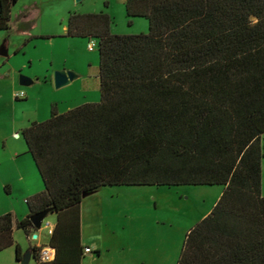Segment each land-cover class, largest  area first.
Returning a JSON list of instances; mask_svg holds the SVG:
<instances>
[{"label":"trees","instance_id":"1","mask_svg":"<svg viewBox=\"0 0 264 264\" xmlns=\"http://www.w3.org/2000/svg\"><path fill=\"white\" fill-rule=\"evenodd\" d=\"M19 0H0L9 30ZM130 25L112 32L106 11L72 13L67 35L96 40L101 99L60 113L53 107L23 136L44 183L30 213L0 215V252L31 215L58 213L38 264H82L81 204L104 186L224 187L212 211L186 235L177 264H264V0H127ZM35 233V232H34Z\"/></svg>","mask_w":264,"mask_h":264},{"label":"rangeland","instance_id":"2","mask_svg":"<svg viewBox=\"0 0 264 264\" xmlns=\"http://www.w3.org/2000/svg\"><path fill=\"white\" fill-rule=\"evenodd\" d=\"M126 1L19 0L13 8L11 29L0 30V49L17 50L10 58L0 55V65L5 63L0 69V215L12 212L15 219L27 215V199L43 191L23 130L35 121L47 120L53 107L63 113L101 99L98 46L91 50L93 40L67 35L69 14L106 11L114 19L113 33H147V18H135L130 25ZM27 8L37 23L35 28L18 19ZM12 68L16 86L13 74H8ZM65 70L77 77L57 88L55 72ZM21 75L32 83L21 85ZM21 90L27 97L16 100L15 91ZM223 189L221 185H147L104 186L93 191L82 201L83 240L93 248L82 264H177L187 233L212 211ZM52 216L36 232L41 239L48 237ZM14 229L25 254L38 241L29 239L24 229L16 225ZM0 264H21L16 246L0 252ZM30 264L37 262L32 259Z\"/></svg>","mask_w":264,"mask_h":264},{"label":"water","instance_id":"3","mask_svg":"<svg viewBox=\"0 0 264 264\" xmlns=\"http://www.w3.org/2000/svg\"><path fill=\"white\" fill-rule=\"evenodd\" d=\"M77 2H81L83 0H76ZM0 55L8 57L9 55V49L6 46L1 47L0 49ZM77 77L76 73L73 71H56L55 72V85L57 88H61L67 84H69L72 80H74ZM32 83V79L21 75L20 76V84L21 85H29ZM92 192H85L83 194V197L88 196ZM54 210L53 208H47L41 212L35 213L31 215V220H32V231L35 232L34 237H37L38 234L36 233L39 231L44 223V220L49 216V214L53 213ZM28 234V233H27ZM29 235V234H28ZM32 258H35L33 249L30 247L27 252L23 255V258L20 260L21 264H30V261Z\"/></svg>","mask_w":264,"mask_h":264},{"label":"crops","instance_id":"4","mask_svg":"<svg viewBox=\"0 0 264 264\" xmlns=\"http://www.w3.org/2000/svg\"><path fill=\"white\" fill-rule=\"evenodd\" d=\"M19 2V1H18ZM17 2V3H18ZM16 3V4H17ZM15 4V5H16ZM15 5L13 6V8L15 7ZM13 8H12V20H11V27H12V23L14 22L13 20H14V15H13ZM29 8V7H28ZM28 8L24 11V13L22 14V16L21 15H19L18 16V19H19V21L21 20V22L23 21V22H27L29 25H30V22H31V24H33L32 25V28H35L36 26H37V23L35 24L34 22H32L33 20H34V18H32V16L29 14V12H26L27 10H28ZM40 13H41V11H40ZM72 13H70L69 14V17H70V15H71ZM35 15L36 16H38L37 15V13H35ZM69 17H68V19H67V23H66V25H65V32H67L68 31V20H69ZM11 27H10V29H11ZM28 28V27H27ZM9 29V30H10ZM9 30H5V31H9ZM64 32V31H63ZM27 34H28V32H27ZM30 34V33H29ZM69 37H72V36H69ZM77 38H83V37H77ZM84 39H87V38H84ZM89 39V38H88ZM90 44V43H89ZM9 49V48H8ZM17 54V50L15 49V48H12V49H9V55H8V58H10L12 55L13 56H15ZM5 64V63H4ZM4 64H2V65H0V69H1V67L2 66H4ZM1 73V72H0ZM13 74V85L14 86H16V80H17V78L15 77V75H16V72L13 70V68L11 69V70H9V75L10 74ZM0 75H3V74H0ZM7 75V74H6ZM8 76V75H7ZM98 77H99V75H98ZM16 92L17 91H15V94H16ZM14 94V95H15ZM15 98H16V96H15ZM16 100H19V98H16ZM85 103H87V102H85ZM84 104V103H83ZM28 147V146H27ZM28 153H30L29 151H28ZM31 154V153H30ZM32 155V154H31ZM33 157V156H32ZM35 162V161H34ZM35 165H36V163H35ZM37 167V166H36ZM38 169V168H37ZM39 171V170H38ZM40 173V172H39ZM263 176H264V161H263ZM43 189H44V183H43ZM262 192H263V195H264V182H263V187H262ZM29 209V208H28ZM30 213V210H28V213H27V215ZM27 215H24V216H21L20 218H23V217H25V216H27ZM49 215H53L52 216V222L53 223H50V222H48L47 223V233H48V237L47 238H44V239H41V237H40V235L38 234V236L37 237H34V235L33 236H30V234L28 235V238L29 239H33V240H37L38 242L37 243H35V244H32V245H30V247H33L34 245H37V246H45V248H47V249H54V248H52V247H50L49 246V243H50V239H51V235L52 234H50V232H49V229H51V228H53L54 229V227H55V225H56V223H57V221H58V213H56V212H53V213H51V214H49ZM207 215V214H206ZM20 218H17V219H20ZM46 220V219H45ZM45 220H44V223H45ZM51 221V220H50ZM44 223H43V225H44ZM81 228L83 229V225H82V204H81ZM43 227V226H42ZM15 230V229H14ZM32 233H34V232H32ZM82 243H83V245L85 246V248H87V247H90L91 248V251L90 252H85V257H86V253H92L93 252V248L90 246V245H86L85 244V242H84V240H83V230H82ZM29 247V248H30ZM52 252V251H51ZM53 253V252H52ZM99 253V252H98ZM55 254V253H54ZM99 255V254H98ZM55 257V256H54ZM84 257V258H85ZM32 259H35V258H32ZM84 260V259H83ZM35 261H36V259H35ZM17 262H19L20 263V261H17ZM37 262V261H36ZM83 262V261H82ZM38 264V263H37Z\"/></svg>","mask_w":264,"mask_h":264},{"label":"built area","instance_id":"5","mask_svg":"<svg viewBox=\"0 0 264 264\" xmlns=\"http://www.w3.org/2000/svg\"><path fill=\"white\" fill-rule=\"evenodd\" d=\"M96 47H97L96 40L91 41L90 44H89V49L94 50V49H96ZM15 96H16V98L24 99V98L27 97V93L24 90H21V91H17L16 94H15ZM49 232H50V234H52L53 233V228L49 229ZM85 250H86V252H90L91 251V248L90 247H87ZM54 253H55V249H49L48 251L47 250H44L43 251V259L44 260H51V259H53L51 257V255L53 254L55 256Z\"/></svg>","mask_w":264,"mask_h":264}]
</instances>
